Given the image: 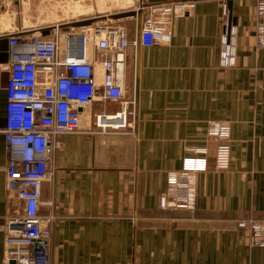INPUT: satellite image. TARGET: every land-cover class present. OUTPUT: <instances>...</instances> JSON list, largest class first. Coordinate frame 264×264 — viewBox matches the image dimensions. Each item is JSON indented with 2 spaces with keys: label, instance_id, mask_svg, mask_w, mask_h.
I'll return each mask as SVG.
<instances>
[{
  "label": "crops",
  "instance_id": "obj_1",
  "mask_svg": "<svg viewBox=\"0 0 264 264\" xmlns=\"http://www.w3.org/2000/svg\"><path fill=\"white\" fill-rule=\"evenodd\" d=\"M225 5L197 0L190 16L173 21L169 42L141 46L137 76L136 46L130 44L127 78L135 52V79L127 89L136 104L127 126L98 127V114L121 110L118 101L99 98L82 110L76 132L58 137L40 207L41 214L55 216L54 264H264V247L252 246L239 226L242 220L264 222V48L257 42L256 0H233L238 62L221 66ZM8 69L0 64L4 236L11 206L3 138L8 96L1 86ZM212 121L232 125L225 170L216 168ZM191 147L208 150V168L197 174L195 208H162L169 172L182 168Z\"/></svg>",
  "mask_w": 264,
  "mask_h": 264
},
{
  "label": "built area",
  "instance_id": "obj_2",
  "mask_svg": "<svg viewBox=\"0 0 264 264\" xmlns=\"http://www.w3.org/2000/svg\"><path fill=\"white\" fill-rule=\"evenodd\" d=\"M195 0L149 4L143 16L141 45L169 42L175 19L190 16ZM257 42L264 48V0H256ZM137 10V9H136ZM137 21V19H136ZM67 26V27H66ZM66 27L65 29H63ZM49 29V34L43 32ZM8 35L11 47L7 84L6 136L8 193L11 212L6 217L2 264H54L51 260V225L55 216L41 214L42 184L53 174L58 137L76 132L82 110L99 98L118 101L115 114H98L97 126L125 127L135 115V98L128 97L127 61L131 32L124 25L72 23L17 28ZM100 58V59H98ZM238 62V29L224 6L220 64L233 68ZM133 107V108H132ZM232 125L212 121L208 136L215 139L216 168L230 167ZM192 155L180 170L168 175V191L161 207L194 209L197 174L206 171V148L191 147ZM239 226L252 246L264 247V222L242 220Z\"/></svg>",
  "mask_w": 264,
  "mask_h": 264
},
{
  "label": "rangeland",
  "instance_id": "obj_3",
  "mask_svg": "<svg viewBox=\"0 0 264 264\" xmlns=\"http://www.w3.org/2000/svg\"><path fill=\"white\" fill-rule=\"evenodd\" d=\"M140 2L141 0H0V32L86 19H93L92 23L99 25H124L130 32H134L136 16L119 19L114 16L138 9ZM129 66L131 74L128 81L134 87L135 52L131 54Z\"/></svg>",
  "mask_w": 264,
  "mask_h": 264
},
{
  "label": "water",
  "instance_id": "obj_4",
  "mask_svg": "<svg viewBox=\"0 0 264 264\" xmlns=\"http://www.w3.org/2000/svg\"><path fill=\"white\" fill-rule=\"evenodd\" d=\"M176 0H141L140 6L137 10H130L126 11L123 13L116 14L114 17L119 19V18H127L130 16H136V76L139 73V68H140V57H141V33H142V26H143V16L144 12L147 10V6L149 4H154V3H161V2H172ZM197 1V0H195ZM226 5L227 9L229 10V19L232 24L237 23L236 17L233 16V0H226ZM93 19H86L82 21H77L72 23L73 26H87L92 24ZM49 29L45 30L43 32L44 35L49 34ZM11 47L9 45V37L8 35L0 36V64H5L9 65L11 61ZM8 74L9 72H6V79L4 80L3 85L1 86L2 90L5 92L7 96V84H8ZM136 85H137V79H136ZM8 105V100L4 104L5 112L7 109ZM4 126L6 127V117L4 121ZM4 139H6V136H3ZM2 152L5 153L4 146H2ZM4 247V232L0 231V250H3ZM3 262V254L0 251V264Z\"/></svg>",
  "mask_w": 264,
  "mask_h": 264
}]
</instances>
